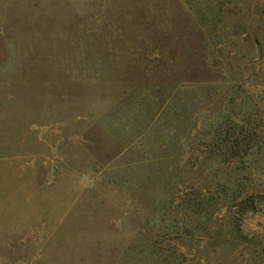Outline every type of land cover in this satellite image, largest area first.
I'll use <instances>...</instances> for the list:
<instances>
[{"label": "rangeland", "instance_id": "rangeland-1", "mask_svg": "<svg viewBox=\"0 0 264 264\" xmlns=\"http://www.w3.org/2000/svg\"><path fill=\"white\" fill-rule=\"evenodd\" d=\"M0 264H264V0H0Z\"/></svg>", "mask_w": 264, "mask_h": 264}]
</instances>
